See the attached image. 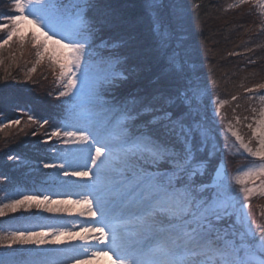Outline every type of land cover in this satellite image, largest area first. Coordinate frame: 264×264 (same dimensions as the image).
<instances>
[{"label":"snow or ice","instance_id":"1","mask_svg":"<svg viewBox=\"0 0 264 264\" xmlns=\"http://www.w3.org/2000/svg\"><path fill=\"white\" fill-rule=\"evenodd\" d=\"M147 6L154 12L160 5L157 0H147ZM10 7V14L0 16V32L6 33L0 38V50L10 43L23 48L27 40L35 56L29 72H35L36 65L46 59L50 67L59 70L57 83L64 89L58 93L60 97L71 99L82 93L88 82L90 49L97 31L87 15L92 0H79L71 9L63 5V0H10ZM153 23L154 32L166 47L173 40L182 43L171 26L164 30L158 16L153 17ZM22 25H27L31 33L27 38ZM168 63L177 74L184 72L179 49L171 52ZM115 67L109 60L107 73L96 83L113 85L120 75L114 71ZM255 87L264 89V83ZM199 92L191 81L183 90L177 87L175 95L137 91L105 99L96 92L94 102L110 115L112 130L106 136L99 130L80 125L70 111L61 126L46 133L42 141L47 143L55 137L67 146L57 157L62 162L46 163L43 167L57 170V179L62 175L99 182L101 172L98 170L106 162L114 164L120 215L111 225H106L109 231L97 226L95 218L99 209L93 208L95 197L90 198L91 191L75 201L52 199L43 192L5 197L7 202H0V217L32 208L71 215L75 209L70 205L86 204L78 214L91 218V224L82 225L79 232L66 226L15 231L0 235V246L35 245L38 254L43 245L68 246L44 251L45 257L54 258L42 264H59L55 257H71L69 264H93L101 256H107L110 264H264V224L252 227L247 211L253 196H264V107L258 118L253 117L255 126L247 125L251 129L247 142L229 128L243 152L258 161L238 170L232 178L240 185L238 192L249 200V204L240 203L237 208V190L229 183L226 167L221 173L214 164L217 148L211 144L195 111ZM28 121L41 128L49 124L47 119L41 121L31 114ZM20 123L19 119L8 120L6 124L0 123V129ZM32 135L37 133L33 131ZM78 159L85 160V164L80 165L79 170L68 171ZM209 170L214 174L210 182H205L203 177ZM95 187V183L89 184L90 189ZM225 219L229 221L227 227L220 223ZM76 240L81 242L79 249L72 245ZM89 249H92L90 253ZM112 253L116 255L113 257Z\"/></svg>","mask_w":264,"mask_h":264},{"label":"trees","instance_id":"2","mask_svg":"<svg viewBox=\"0 0 264 264\" xmlns=\"http://www.w3.org/2000/svg\"><path fill=\"white\" fill-rule=\"evenodd\" d=\"M78 2L63 0V5L70 8ZM255 2H174L179 17L175 20L172 17V20L177 27L183 28V32L186 29L189 40L186 43L193 44L195 52L192 53L202 63L198 75L192 78L201 98L211 94L229 99L235 93L240 97L248 93L245 89L264 83V15ZM11 11L10 0H0V16ZM87 15L93 28L97 29L90 49L91 57L105 58V62L111 60L116 64L115 70L121 71L113 85H103L98 91L105 99L110 95L120 98L137 91L140 94L159 91L175 95L177 87L183 90V86L189 83L188 67L182 74H177L169 67L168 56L158 46L159 38L153 30L147 0H92ZM5 35L0 32V38ZM4 48L10 51L9 45ZM24 48L22 52L18 47L0 60V123L21 121L19 125L0 129V193L16 184L30 185L41 181L44 171H32L24 162L53 160L46 150L54 142L43 143L40 140L54 127L61 126L73 102L72 98L58 95L64 90L57 83L59 70L50 67L46 59L36 65L35 72H29L35 62L34 50L29 48L30 55H26L28 47ZM241 81V85L234 87ZM232 111L227 109L225 114L231 117ZM196 112L200 119L202 115L208 116L207 111L204 114L199 110ZM29 114L41 121L47 119L49 124L41 128L28 121ZM33 131L36 136L32 135ZM216 156L219 157L218 154ZM216 158L214 164L219 161ZM225 162L227 169L246 163L243 157L233 154H227ZM208 175L205 182L211 180L213 171L209 170ZM258 208L261 209L262 205Z\"/></svg>","mask_w":264,"mask_h":264},{"label":"rangeland","instance_id":"3","mask_svg":"<svg viewBox=\"0 0 264 264\" xmlns=\"http://www.w3.org/2000/svg\"><path fill=\"white\" fill-rule=\"evenodd\" d=\"M173 1L176 2V0H157V4L160 6L157 7L154 12L151 11V17L153 18L154 16H158L160 21L164 25V30H167L168 27L171 26L175 30L179 41H182V43H177L175 40L170 41L168 46L166 47L159 40L160 45L158 46L161 48L162 53H166L168 59L172 51L176 49L180 50V55L184 62V69L188 67L190 72V74L187 76L188 82H192V78L195 75H198V69L201 68L202 63L197 60V55H195V53H192L195 52L193 44L190 45L186 43L187 41H189L187 39L186 29L184 28V32H186L185 34L182 31L183 28H180L179 26L177 27L176 24H174L175 22L172 20V17L174 18V20L179 17L177 11L175 10L176 7L174 6L175 3ZM236 1H238V3L240 4H245L248 2V0H244V3H241V0H235V2ZM255 1L258 10H260V13L264 15V0ZM71 8L72 7H70L69 9ZM21 28L22 31L25 32L26 38L27 36H30L31 33L28 30L27 25H22ZM45 31H47V29H45ZM184 37L186 40H184ZM24 46L28 47V50L25 51L26 55H30L29 48H31V45L27 43V40ZM18 47L21 48L17 43H10L9 50L14 52ZM24 49H22L21 51L23 52ZM10 51H7V48L0 50V60H4L5 56L11 53ZM107 71V62H105V58L97 57L95 59L90 57L87 76L88 82L84 86V90L82 93H77V95L71 97L73 102H71L69 108V110L75 114V117L78 119L80 125L87 126L88 128L93 130H99L102 136H106V133L112 130L111 126L109 125L110 115L94 102V94L100 90L101 86H103L96 83L97 79L105 75ZM114 71L116 73H120L121 75V71H119L118 69H114ZM126 77L128 76H125L124 78ZM241 84L242 81L240 83L234 84V87ZM104 85L107 86V84ZM251 89H253L252 92H248L240 97L238 93H235L229 99L213 96L211 94L203 95L205 96L203 99L200 95H198L197 107L195 109V111L199 110L200 112H203V114L205 111L208 112L207 118H205L204 115L201 116V119L200 117L198 118L201 126L207 130V134L209 140L211 141V144L217 148L216 155L218 154L219 157L216 158V160L219 161H217L215 165L218 166L220 162H223L227 169L228 166L225 162L227 154L238 155L245 159V164L235 165V167L231 166V168L229 167L227 169L229 183H231L237 190L235 193L237 208L240 207V203L249 204V200L245 198L242 193L238 192L240 185L235 184L232 178L238 174V170L242 171L246 167L253 166L254 164L258 163V161L256 158H253L247 153L243 152V149L240 147L239 142L235 140V137L232 135V132L229 131V128L231 127L233 131L238 132L239 135L244 138L245 142H247L251 137V129H249L247 125L249 123H252L253 126H255L253 117L255 116L258 118L260 109L264 107V101H261V97H264V89ZM233 96H236L237 98L233 100ZM73 104L75 105V108H71V105ZM227 109H233V115L231 117L226 115ZM253 109H256V111L253 112ZM237 117H239V120H237ZM73 122L77 121L74 120ZM105 125H109V128L106 129ZM44 139L45 137L42 138L40 142L44 141ZM48 142H54L46 150L48 151V153H51V155L53 156V160L46 163L51 164L62 162L60 159H57V157L60 156V154L65 150L67 146L62 144L55 137ZM252 144L253 147H255L256 141L253 140ZM225 145H227V147H225ZM52 149H56V151L53 152ZM24 163H28L32 171H44L45 175L42 177L41 181H35L34 183L32 182L30 185L16 184L10 189L0 193V202L6 203L7 200L5 199V197L18 198L20 194L39 195L42 192L44 194L50 195L52 199L59 198L75 201L80 199L81 196L89 195L91 191L90 198L95 197V199H93V208L94 210L99 209L95 218V220L98 222L97 226L105 227V231H109V227H106V225H111V223L115 222V218L120 215L121 200L118 197L116 191V181L118 177L116 176V173L114 171V164H109L108 162H106V164L103 165L100 170H98L101 172L100 181L95 182L88 181L87 178L82 179L75 176L66 177L61 175L57 179V170L44 168L43 165L46 164L45 162L35 161L31 163ZM84 164L85 160L78 159L74 162L73 167L69 168L68 171L79 170V166ZM88 166H91L90 163ZM208 176L209 175L207 174V177H203V179L208 178ZM91 183L96 184V187L94 189L89 188V184ZM249 186H252L251 182H249ZM54 193H58L59 195H54ZM260 204L262 205L261 209L258 208ZM70 206L75 209V211H73L71 215H68L66 213L53 214L37 210L36 208H32L29 211L7 213L5 216L0 217V235H6L15 231H38L41 227L46 228L47 226H66L74 232H79L82 225L87 227L89 224H91V218L87 216H80L78 214L81 208L87 207L86 204H74ZM250 206L251 207H249L247 211L250 216L252 227L255 228L257 224H264V212H261L262 209L264 211V196H253L250 201ZM57 217H62V219L58 221ZM77 220L79 221L77 222ZM74 222L76 223L74 224ZM220 223L224 227H227L229 221L225 219ZM80 243L81 242L79 240H76L72 242V245L79 249ZM92 243L95 242L93 241ZM66 247L68 246L64 244L43 245L40 246L41 252L38 254L37 247L35 245L21 246L14 244L10 248L0 246V264H42V262L46 259L54 258V256L51 255L45 257L43 255L44 251L64 249ZM91 251L92 249H89V253ZM115 255V253H112L113 257ZM55 258L59 260V264H69V261L71 259V257L67 259H65L64 257ZM93 264H110V261L107 256H101L94 260Z\"/></svg>","mask_w":264,"mask_h":264},{"label":"water","instance_id":"4","mask_svg":"<svg viewBox=\"0 0 264 264\" xmlns=\"http://www.w3.org/2000/svg\"><path fill=\"white\" fill-rule=\"evenodd\" d=\"M218 167L220 168L221 173H223V171H224V169H225L226 166L224 165L223 162H220V163L218 164Z\"/></svg>","mask_w":264,"mask_h":264},{"label":"bare ground","instance_id":"5","mask_svg":"<svg viewBox=\"0 0 264 264\" xmlns=\"http://www.w3.org/2000/svg\"><path fill=\"white\" fill-rule=\"evenodd\" d=\"M79 220H77V222H78ZM76 222H74V224H75Z\"/></svg>","mask_w":264,"mask_h":264}]
</instances>
